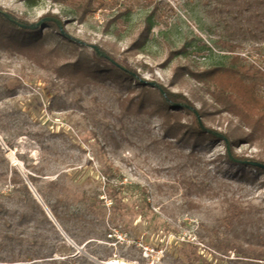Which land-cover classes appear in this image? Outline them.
Masks as SVG:
<instances>
[{
	"label": "rangeland",
	"instance_id": "374dc122",
	"mask_svg": "<svg viewBox=\"0 0 264 264\" xmlns=\"http://www.w3.org/2000/svg\"><path fill=\"white\" fill-rule=\"evenodd\" d=\"M100 1L103 7L81 18L80 0L33 7L0 0L29 24L58 15L75 40L46 25L38 44L16 46L6 38L14 30L0 21V197L8 200L11 182L31 175L51 202L90 212L97 239L79 247L65 238L57 259L72 246L93 264H264V173L220 159L223 141L195 147L183 128L193 117L166 113L152 88L186 95L212 130L233 139L248 134L209 91L217 86L212 67L238 68L239 56L249 73L237 75L264 102L258 2ZM224 42L237 50L225 51ZM93 46L145 83L96 63ZM256 138L239 143L236 154L264 156V133Z\"/></svg>",
	"mask_w": 264,
	"mask_h": 264
},
{
	"label": "trees",
	"instance_id": "16d2710c",
	"mask_svg": "<svg viewBox=\"0 0 264 264\" xmlns=\"http://www.w3.org/2000/svg\"><path fill=\"white\" fill-rule=\"evenodd\" d=\"M28 6L33 7L39 3V0H23ZM57 3H62L64 0H52ZM249 0H246V2ZM255 1V0H251ZM258 2L256 7L255 17L258 20V27L256 38L259 35H264V0H256ZM103 7V3L100 0H80L78 11L81 18L94 13L97 9ZM248 9V8H247ZM8 14L15 21L29 26L26 21L17 19L14 15L4 11L0 7V21L14 30L12 35H7L9 43L16 46L32 47L39 43L42 37V30L46 25H52L58 33L66 39L73 40L68 36V33L62 34L59 26L54 22H46L37 29L23 28L18 24L12 22ZM54 18L60 20V17L53 13H47L42 18ZM41 18V19H42ZM261 39V38H259ZM223 48L228 52H235L238 48V44L233 42H224ZM106 55L102 56L96 51L94 52V60L96 63L106 61L110 63V66H106L107 70H113L122 76L128 77L140 84H144V80L137 74L136 70L130 68H123L113 60L110 54L102 50ZM234 64L238 68L230 67L224 68L223 66L212 67V71L215 74V82L217 84L214 91H209L212 95L215 103L222 105L224 109L237 117L240 124H243L249 128L250 132L243 138L233 139L232 135L226 132H218L222 134L229 141L230 153L228 152L227 144L223 138L217 137L211 132L202 130L198 124L197 116L193 112L196 109L191 100L183 93L172 92L163 85L152 86L154 91L161 99V108L166 113L186 111L194 119L193 123L183 127L185 133L194 138L195 147H200L205 144L209 139L223 141L225 144V153L220 156V159L226 161L229 164L249 167L256 173H264V170L253 167L247 162L255 161L264 164V156L248 157L245 155L236 154L235 147L239 143H246L254 145L256 142V133L258 131L264 133V102L256 93L252 84L247 83L243 77L238 76L240 70L243 73H249V70L239 64L240 57H233ZM163 89L166 93L164 97L160 91ZM173 104L181 105L180 107H174ZM188 107H191L188 108ZM201 118L204 117V112L198 110ZM171 115V114H170ZM204 126L206 127L205 123ZM208 128V127H207ZM210 129V128H208ZM212 130V129H210ZM213 132H217L212 130ZM172 135H175L172 133ZM15 175L20 177V174L15 169ZM21 179V178H20ZM29 181L32 183L37 193L41 197L44 204L49 208L53 217L60 225L64 233L70 238L77 246H82L81 240L97 239L95 228H90V224L93 225V220L89 218L90 212L88 210H73L70 204L65 200H56L51 202L50 197L46 194L42 188H39L36 184V178L28 175ZM13 189L9 194L8 200H4L0 197V263L2 264H37L42 262L43 264H93L85 255L79 252L74 247H70L71 253L66 255H60V259L56 256L60 254V245L66 244V237L62 235L56 224L51 220L44 208V206L38 201L33 192L29 189L27 183L24 180H13ZM17 185H21L17 188ZM16 203L20 208L11 209L8 206L9 202ZM234 217V216H233ZM234 219H230V224L233 225ZM105 221L101 225L107 233ZM108 227V226H107ZM83 233V234H82ZM92 238H88V237ZM88 238V239H87ZM91 242L87 243L89 245ZM95 251H93L94 253ZM92 255V254H91ZM102 260V259H101Z\"/></svg>",
	"mask_w": 264,
	"mask_h": 264
},
{
	"label": "water",
	"instance_id": "95a60500",
	"mask_svg": "<svg viewBox=\"0 0 264 264\" xmlns=\"http://www.w3.org/2000/svg\"><path fill=\"white\" fill-rule=\"evenodd\" d=\"M5 15H6L7 17H9L10 20H11L12 22L18 24L19 26H21V27H23V28L37 29V28H39L41 25H43V24L46 23V22H54V23H56V24L59 26V28H60V30H61V33H62V34H66V32H65V27H64V25H63V22H62L61 20H58V19L48 18V17H47V18H42V19H40V20H39L37 23H35V24H31V25H29V26H25V25H23V24H21V23L15 21L14 19H12L8 14H5ZM93 49H94L98 54H100V55L106 57V55H105V54H104V53H103L98 47L93 46ZM160 91H161L162 95H163L164 97H166V93L164 92V90L160 89ZM173 106H174V107H180L181 105L173 104ZM188 108L191 109V107H188ZM191 110H193V112H194L195 115L197 116L198 124H199V126L202 128V130L207 131V132H211V133L215 134V135H216L217 137H219V138H223L224 141H225V143L227 144L228 152L230 153V147H229V141H228V139H226L222 134H220V133H218V132H213L212 130H210V129H208L207 127H205L204 124H203V122H202V120H201V117L199 116V113L197 112V110H195V109H193V108H192ZM247 163H248L249 165L253 166V167L260 168V169L264 170V164H261V163L255 162V161H251V162H247ZM26 183L28 184L29 189L31 190V192L34 193V195L36 196V198L38 199V201L44 206V208H45V210H46V212H47L49 218H50L51 220H53V222H54V223L56 224V226L58 227V230L62 231V234L65 235L67 239H69V238L67 237V235L64 233V231L62 230V228L60 227V225L57 223V221L55 220V218L53 217V215H52L51 211L49 210V208H48V207L44 204V202L42 201V199H41V197L39 196V194L37 193L36 189H34V187L32 186V184H31L29 181H26ZM102 264H105V263H102Z\"/></svg>",
	"mask_w": 264,
	"mask_h": 264
},
{
	"label": "bare ground",
	"instance_id": "6f19581e",
	"mask_svg": "<svg viewBox=\"0 0 264 264\" xmlns=\"http://www.w3.org/2000/svg\"><path fill=\"white\" fill-rule=\"evenodd\" d=\"M110 264H126V263H122V262H119L117 260H112V261H110Z\"/></svg>",
	"mask_w": 264,
	"mask_h": 264
}]
</instances>
